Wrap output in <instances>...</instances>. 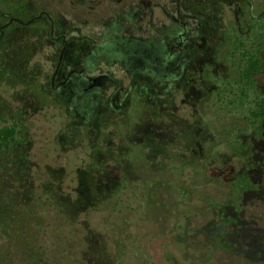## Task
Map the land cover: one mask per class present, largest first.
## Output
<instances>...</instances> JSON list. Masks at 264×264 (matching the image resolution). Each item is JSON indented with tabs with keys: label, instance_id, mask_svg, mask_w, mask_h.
Returning a JSON list of instances; mask_svg holds the SVG:
<instances>
[{
	"label": "rangeland",
	"instance_id": "1",
	"mask_svg": "<svg viewBox=\"0 0 264 264\" xmlns=\"http://www.w3.org/2000/svg\"><path fill=\"white\" fill-rule=\"evenodd\" d=\"M32 16L21 17L25 24L7 25L0 39V112L11 107L30 113L35 138L47 137L45 161L59 168L61 181L72 192L62 207L72 212L88 207V201L96 203L100 212L90 219L96 250L86 263L264 264V203L256 201L254 193L240 207L228 203L220 218L203 205L201 197L178 190L181 180L175 179L176 165L192 157L181 147L191 134L203 132L209 137L228 118L243 126L235 109L225 103L232 99L230 95L227 93L221 107L214 104L220 95L214 91L216 86L207 90L193 87L196 77H202L207 69L212 79L229 78L240 66L258 58L261 67L254 78L264 91V49L256 48L264 33V20L252 24L242 44L231 43L224 31L217 34L213 47L199 50L179 82L158 85L148 80L125 81L113 99V107L98 105L94 113L82 114L74 111L71 84L60 85L61 93L51 87L62 43L50 36L46 17L28 22ZM7 21L8 17L1 19L0 25ZM62 79L60 68L55 84ZM114 89L115 85L109 84L103 96L108 98ZM153 106L164 113L163 117L155 115ZM249 106L245 103L244 110ZM56 112L59 117H55ZM44 113L51 124L42 118ZM84 126L91 128L88 137L80 135ZM205 126L215 127L208 132ZM59 131L57 138L66 140L63 150L54 148L55 140L48 143ZM90 142L98 146L92 150ZM255 146L264 151V140L257 139ZM74 160L80 167L73 164ZM226 162L221 174L227 178L243 167L237 157ZM249 171L263 191L264 170L253 166ZM181 210L188 211L187 218H179ZM226 215L232 219L226 222ZM80 218L88 220L85 215ZM213 234L221 235L230 245L218 244ZM172 255L177 262H172Z\"/></svg>",
	"mask_w": 264,
	"mask_h": 264
},
{
	"label": "trees",
	"instance_id": "2",
	"mask_svg": "<svg viewBox=\"0 0 264 264\" xmlns=\"http://www.w3.org/2000/svg\"><path fill=\"white\" fill-rule=\"evenodd\" d=\"M260 67V60L256 58L240 66L235 76L221 79H212L209 70L205 69L202 77H196L193 84V87L204 90L216 86L214 91L220 95L213 103L220 107L228 93L232 99L228 98L225 103L230 109H235L243 124L241 127L228 118L219 127L214 126L215 132L212 131L209 137L203 132L191 134L181 147L187 149L192 157L180 162L174 159L175 164L180 163L176 165L178 173L175 177L181 180L178 190L198 199L201 197L203 205L216 213L215 217L225 212L224 207L228 203L242 206V201L253 193L256 201L264 203V190L249 171L253 166L264 170V151L255 146L257 139L264 140V91L254 78ZM245 103L251 104L246 111ZM208 106L207 103L205 107ZM152 110L158 117H163L164 113L155 106ZM30 115L11 107L0 112V264H87L96 250V241L93 240L96 234L90 219H95V213L100 211L93 201L87 202L88 207L80 206L72 212L62 207L64 200L72 198V192L61 181L59 168L52 164L49 166L45 161L44 150L48 147L44 142L47 137L35 138ZM59 116L56 112L55 117ZM42 118L51 124L47 113ZM211 128H207L208 132ZM90 129L84 126L81 129L83 135H80L88 137ZM60 134L61 131L56 132L55 137L48 141H56V150L67 147L66 140L57 138ZM90 145L92 150L98 146L95 142H90ZM230 157L240 158L243 167L235 176L227 178L221 174V168ZM73 164L79 165L78 160ZM188 214L187 210H181L179 218H187ZM81 215L88 220H81ZM226 217L223 218L226 222L232 219L228 215ZM259 217L263 219L262 213ZM217 235L211 237L218 244L230 245L224 237ZM172 256V262H177L175 255Z\"/></svg>",
	"mask_w": 264,
	"mask_h": 264
},
{
	"label": "flooded vegetation",
	"instance_id": "3",
	"mask_svg": "<svg viewBox=\"0 0 264 264\" xmlns=\"http://www.w3.org/2000/svg\"><path fill=\"white\" fill-rule=\"evenodd\" d=\"M27 14L28 22L46 17L50 36L62 43L51 87L61 93L60 85L71 84L74 111L86 114L113 107L125 81L179 82L223 31L242 44L252 24L264 20V0H0V20L8 17L0 39L7 25L27 23L21 20ZM263 39L264 33L256 48L264 49ZM109 84L115 89L105 98Z\"/></svg>",
	"mask_w": 264,
	"mask_h": 264
}]
</instances>
